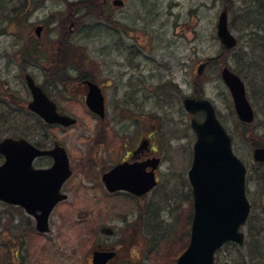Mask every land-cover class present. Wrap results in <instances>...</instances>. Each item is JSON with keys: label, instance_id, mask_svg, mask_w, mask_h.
<instances>
[{"label": "rangeland", "instance_id": "obj_1", "mask_svg": "<svg viewBox=\"0 0 264 264\" xmlns=\"http://www.w3.org/2000/svg\"><path fill=\"white\" fill-rule=\"evenodd\" d=\"M86 1L91 18L69 31L67 14L78 11L77 0H0V139L25 138L41 147L56 141L75 169L63 188L68 198L52 211L46 234L36 232L21 208L0 202V264H90L97 241L117 247L112 264H175L188 243L192 214L187 172L195 136L182 106L190 96L212 103L247 168L252 210L242 228L246 241L242 249L219 251L215 264H264V165L252 158L253 149L264 144V17L258 0H123L109 25L97 20V1ZM223 9L237 39L228 53L216 30ZM39 21L47 32L37 45L33 24ZM34 49L42 54L40 63ZM223 67L245 82L252 124L238 121L220 79ZM26 74L76 119L68 131L45 125L25 108ZM79 76L104 82L109 99L104 119L78 99ZM149 135L157 151L153 157L160 158L158 185L141 200L108 195L98 175L130 143ZM105 228L112 234L104 235Z\"/></svg>", "mask_w": 264, "mask_h": 264}, {"label": "water", "instance_id": "obj_2", "mask_svg": "<svg viewBox=\"0 0 264 264\" xmlns=\"http://www.w3.org/2000/svg\"><path fill=\"white\" fill-rule=\"evenodd\" d=\"M121 5V2H115ZM217 37L226 47L236 44L227 28V13L223 10L217 20ZM205 64L198 67L201 74ZM221 78L232 96L235 112L241 122L253 120L252 109L245 97L244 84L229 69L223 68ZM32 100L28 109L48 124L70 126L74 119L60 116L33 79L25 76ZM86 104L95 113L103 115L102 98L97 87L89 84ZM184 109L191 115L204 113L199 122L191 120L196 135L193 160L187 177L192 189L193 218L189 243L175 264H214L215 252L226 243L242 245L244 234L240 231L248 218L250 205L245 194L246 168L233 154L231 139L217 120L211 103L200 98L183 100ZM0 201L20 206L36 220L35 229L47 233L48 218L54 206L65 195L60 194L63 183L70 176L68 160L62 147L40 150L25 139L4 138L0 141ZM50 156L54 162L49 169H34L37 157ZM255 161L264 162V148L254 151ZM152 170L144 173L145 165L127 163L117 165L103 175L102 181L110 192L126 190L140 196L156 185L154 170L158 160L148 163ZM147 164V165H148ZM39 212V213H37ZM114 252L96 250L93 264H106Z\"/></svg>", "mask_w": 264, "mask_h": 264}, {"label": "flooded vegetation", "instance_id": "obj_3", "mask_svg": "<svg viewBox=\"0 0 264 264\" xmlns=\"http://www.w3.org/2000/svg\"><path fill=\"white\" fill-rule=\"evenodd\" d=\"M82 1L83 0H81V1L77 0V2L80 5V7H79L77 12H75V13L72 12L70 14H67V18L70 21L69 31H74L75 22H77L79 20H86L88 18H91L87 14V12L90 9L89 8L90 4H87L86 0L84 2H82ZM93 1H97V3H98L99 18H97V20L100 21L101 25H109L110 24L111 19L113 18V15H114V13L112 14V12H114L115 7H118V6L115 5L116 1L121 2L122 6L124 5V1L123 0H91V4H93ZM33 28H34L33 29L34 42L37 45H39V44H41V42H40L41 39L46 37L45 34L47 32V25L44 22L39 21V22H35L33 24ZM66 48H67V52H68V41L66 42ZM34 54H35V57H36V59L34 60L35 62L40 63L41 61H43L42 60V54H41L40 51H37V50L34 49ZM66 59H67L66 60V66L68 67V53L66 54ZM77 73L79 75V70H77ZM76 81L77 82L74 83L75 84L74 86L76 87V94H78V99H81L83 101V107H85L86 110H88L86 105H85V99H86V96H87L88 91H89L88 82H91V83L95 84L98 87V90H99V92H100V94H101V96L103 98L104 112H105V115H106V113L108 111L107 105H108V100L109 99H108V96H107V91H106L105 85L103 84L104 82L103 81H99V80L91 79L89 76H79L76 79ZM65 86H67V89H68V79L66 81V85ZM40 87L48 95V97L55 102V100L53 99L51 94L47 93L43 89L42 86H40ZM67 95H68V92H67ZM82 101H81V103H82ZM55 104H56L57 111H58V113L60 115H65L67 117L68 116L73 117V116L68 114V111L64 112L63 110H61L56 102H55ZM93 116H95V115H93ZM52 127H56V128L68 131V127H65V128H63L61 126H52ZM150 137H151V135H149L148 137L140 136V137H138L136 139V141L130 143L129 148L126 149V151L124 153V156L123 157L121 156L119 158V160L116 163H114V165L111 166L110 168L103 169V172H101L102 174L98 175V177L100 178V181H101V177L106 172H108L110 169H112L113 167H115L118 164H121V163H129V164L144 163V164H147V163H149L148 161L152 160V158L155 157V156L153 157L154 153L157 152L156 149H153V145L150 142ZM127 143H129V141H127ZM56 144L62 145V144H60V143H58L56 141H53V144L49 145L48 147H41L40 144H38V147H40V149H51ZM66 153H67V151H66ZM67 159H68V164H69V168L71 170V177H72L73 174L75 173V169L73 168L71 160L68 157V153H67ZM52 164H53V159L51 157H41V158H38L36 160V162L34 164V168H36V169H46V168H49L50 166H52ZM86 165H88V164H82V166H83L82 169H84V170L87 169ZM149 170H150L149 167L145 168V173H147V171H149ZM68 180H66V182L62 186V190H63V188L65 186L68 188ZM101 183H102V181H101ZM102 185H103V183H102ZM103 188L105 189L104 185H103ZM105 191H106V189H105ZM62 192L66 195V199H67L68 198V190L67 191H62ZM119 193H122V192H116V193L107 192V194L110 195V196H116ZM125 194L128 197L132 198L133 200H136L134 197H132L131 194H129V193H125ZM57 206H59V205H57ZM101 232L104 235H106L105 233L108 232V231H106L104 233L103 230H102ZM109 232H111V234H112V230H109ZM100 242L101 241H97L96 243H94V245L92 246L91 249L99 250V251L100 250L106 251V250H109L111 248H114L115 252H116L115 257L113 259H111L110 261H108V263H107V264H112V262L115 259H117V257H118L117 247L105 246L104 243H100ZM91 259H92V257H90V264H91Z\"/></svg>", "mask_w": 264, "mask_h": 264}, {"label": "trees", "instance_id": "obj_4", "mask_svg": "<svg viewBox=\"0 0 264 264\" xmlns=\"http://www.w3.org/2000/svg\"><path fill=\"white\" fill-rule=\"evenodd\" d=\"M256 7H257V9L261 12V16H260V18L261 17H264V0H258L257 2H256ZM257 10V11H258ZM224 50H225V48H223ZM227 53H228V50H225ZM222 57L223 56H220V57H218L217 59L218 60H220V59H222ZM2 121H4V122H6L7 124H10V122L7 120V119H2ZM250 218L251 217H249V219H248V222H249V220H250ZM248 224V223H247ZM187 246V245H186ZM186 246H184L185 248H186ZM228 246H235V245H233V244H227L224 248H226V247H228ZM235 247H237V246H235ZM223 248V249H224ZM237 248H239V249H242V248H240V247H237ZM183 250V249H182ZM181 252V251H180ZM180 254V253H179ZM16 256V255H15ZM249 256V258H251V256L250 255H248ZM248 264H249V262H248ZM251 264H253V262L251 263Z\"/></svg>", "mask_w": 264, "mask_h": 264}]
</instances>
